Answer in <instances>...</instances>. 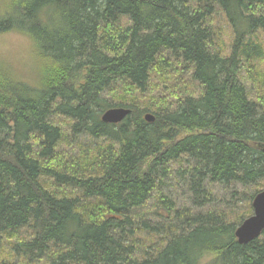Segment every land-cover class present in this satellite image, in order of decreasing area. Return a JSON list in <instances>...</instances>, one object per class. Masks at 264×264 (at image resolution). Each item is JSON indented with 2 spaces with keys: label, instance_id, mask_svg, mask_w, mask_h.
Masks as SVG:
<instances>
[{
  "label": "trees",
  "instance_id": "16d2710c",
  "mask_svg": "<svg viewBox=\"0 0 264 264\" xmlns=\"http://www.w3.org/2000/svg\"><path fill=\"white\" fill-rule=\"evenodd\" d=\"M5 7L0 35L24 36L43 63L35 79L0 56V238L18 264H199L206 251L212 264H264V231L246 245L234 236L264 188V45L253 38L264 34V0ZM221 15L226 50L213 30ZM111 108L130 114L105 124ZM69 133L104 143L71 153L61 148ZM176 162L195 194L205 182L250 187L243 207L177 210L160 192Z\"/></svg>",
  "mask_w": 264,
  "mask_h": 264
},
{
  "label": "rangeland",
  "instance_id": "374dc122",
  "mask_svg": "<svg viewBox=\"0 0 264 264\" xmlns=\"http://www.w3.org/2000/svg\"><path fill=\"white\" fill-rule=\"evenodd\" d=\"M8 0H0V19L3 18L6 12V3ZM6 13H9L7 11ZM214 33L217 42L220 43L221 48L226 50L231 41L233 35L232 30L227 24L226 20L221 15L216 24L214 25ZM264 45V34L257 31L253 36ZM33 44L30 41L17 33H7L0 35V56H2L8 64L12 65L16 71L25 73L26 75L34 76L36 79L37 72L43 66L40 63L37 68L36 53ZM228 54V52H226ZM35 57V58H34ZM257 67L260 71H264V58L257 63ZM5 73L0 63V76ZM240 83L245 87L247 96L254 100H259V95H256L250 83L245 80V73L243 71L238 74ZM264 89V85H263ZM110 101V100H108ZM58 123H62L61 119ZM104 143L102 139H91L86 135L78 136L69 133L65 144L62 145V150L76 153L81 146L95 147ZM186 166V165H185ZM184 166V167H185ZM180 164L178 162L170 165V170L163 178V184L160 188V192L174 201L177 210L188 209L192 214H204L209 210L223 213L225 211H237L243 207L242 194L243 192L250 193V187L242 186H224L220 184L204 183V187L199 190L200 193L195 194L192 191L191 179L186 174H183L180 170ZM204 191V192H203ZM234 193V195H233ZM152 202V201H150ZM148 208H151V203L148 204ZM145 211V209L143 210ZM174 214L172 215V217ZM153 224L168 225L171 221L157 218L148 213L147 217ZM177 221V220H176ZM0 262L9 264H18V257H15L11 247L0 238Z\"/></svg>",
  "mask_w": 264,
  "mask_h": 264
},
{
  "label": "water",
  "instance_id": "95a60500",
  "mask_svg": "<svg viewBox=\"0 0 264 264\" xmlns=\"http://www.w3.org/2000/svg\"><path fill=\"white\" fill-rule=\"evenodd\" d=\"M130 114L128 108H111L103 112L101 121L105 124H119ZM144 120L152 123L155 117L147 113ZM252 215L243 220L236 228L234 236L240 245H246L258 239L264 231V188L257 193L251 203Z\"/></svg>",
  "mask_w": 264,
  "mask_h": 264
},
{
  "label": "clouds",
  "instance_id": "9594fccd",
  "mask_svg": "<svg viewBox=\"0 0 264 264\" xmlns=\"http://www.w3.org/2000/svg\"><path fill=\"white\" fill-rule=\"evenodd\" d=\"M217 254L212 251H206L203 253L199 264H212L213 260L216 258Z\"/></svg>",
  "mask_w": 264,
  "mask_h": 264
}]
</instances>
